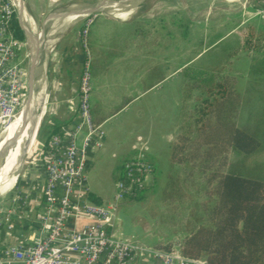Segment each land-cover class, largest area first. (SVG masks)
I'll return each instance as SVG.
<instances>
[{
	"label": "trees",
	"instance_id": "1",
	"mask_svg": "<svg viewBox=\"0 0 264 264\" xmlns=\"http://www.w3.org/2000/svg\"><path fill=\"white\" fill-rule=\"evenodd\" d=\"M10 27L14 36L22 39L16 11ZM221 37L207 42V50L181 70L178 125L161 189V205L170 211L171 227L179 226L181 232L176 243L159 241L154 247L170 252L175 244L183 257L208 264H264V178L244 174L235 166L237 157L261 148L256 130L264 120V34L246 24L239 36L213 45ZM240 52L248 55L247 87L259 102L258 114L249 117H242L244 104L236 88L237 78L223 70L225 61ZM117 110L90 102L92 126L97 127ZM67 122L45 125L44 147ZM138 163L150 167L152 182L160 173L148 157L118 164L114 180L130 185L123 193L124 200H141L148 188L141 178L137 180L136 170L143 167ZM184 190L189 195H182ZM193 194H197L194 199ZM86 195L94 204L103 203L89 190ZM190 198L194 208L191 206L185 218L184 204Z\"/></svg>",
	"mask_w": 264,
	"mask_h": 264
},
{
	"label": "rangeland",
	"instance_id": "2",
	"mask_svg": "<svg viewBox=\"0 0 264 264\" xmlns=\"http://www.w3.org/2000/svg\"><path fill=\"white\" fill-rule=\"evenodd\" d=\"M11 1L14 3L16 9L18 6L17 3L14 0ZM95 1L98 0H21L37 21H44L47 14V18H51L66 8L80 7L83 4H90ZM110 1L117 4H124L128 0ZM259 1L139 0L140 4L130 14V16H138V21L141 22L146 38L154 35L161 37V59L167 53V50H170L171 77L169 81L162 83L151 92L144 94L137 108V119L135 117L136 108H131L101 127L98 133L102 135L106 134L108 139L107 141L103 140L104 143L92 155L94 161L88 171H86V180L93 191L102 195L104 198H111L104 202L108 203L112 200L111 196L116 192V181L113 177V170L116 165L123 160H130L131 158L133 160L147 158L141 153V148L154 151L156 157L154 158V164L156 170L158 172L160 171V173L156 175L154 182H152L151 176H147L144 184L148 188L144 191V197L137 201L121 199L116 206V213L119 209L126 216L121 223L122 227H125L129 231H134L133 236L140 238L139 242L135 241L145 247H147L146 245L153 246L159 241L163 243L169 241L176 243L179 239L177 235L181 232L179 226L171 227L170 211L161 205V189L165 183L166 175L169 172V146L178 125L182 67L193 62L195 54L204 48L207 42L213 41L218 35H222L221 38L223 40H229L235 36H239L246 24L253 25L257 33L264 34V16L257 14L253 10L254 5L256 3L258 4ZM129 2H132V0ZM248 8H252V10ZM16 13L18 15L17 11ZM26 13L28 14L26 16L28 17L27 19L31 22L29 17L30 13ZM11 18L8 31L13 39L21 44L17 52V60L24 73L23 102L15 109L14 119L19 116L28 99L30 66L25 30L22 28L23 26H21L18 16L19 26L22 30V39H17L10 27ZM167 28L171 34L169 45H167L166 41L163 42V38L165 37L166 39L168 35L166 32ZM43 60L44 55L42 60L38 62V72L42 70L40 65ZM44 67L43 71L45 73L41 78L44 79V84L47 86L48 80ZM223 70L233 74L237 78L236 88L244 104L242 117L258 114V97L254 92L249 91L247 87V81L249 79L248 55L245 52H240L232 60L225 61ZM46 89L47 87L43 90V96L41 91L38 93L37 104L41 99L43 106L41 107L31 142L19 168V173L22 172L26 162L28 163L30 161L31 153L39 143L43 142L47 133L45 125L49 123L51 118L45 105L47 101ZM10 124L6 127L7 129ZM135 128H137V132ZM7 129L5 131L0 129V138L1 136L2 138L4 137ZM256 133L261 141V148L249 156L241 155L237 157L235 159V166L244 174L264 178V120L257 125ZM10 157L2 161L1 167L7 165ZM171 175H175V171L172 169ZM2 177L0 176V183H2ZM14 188L16 189V185L0 195L1 215L5 214L4 212L7 206L12 201V196L15 191L13 190ZM182 195H189V192L184 190ZM196 197L197 194H193V199ZM184 206L187 209L183 212V217L188 218L191 206L194 208L191 198L185 201ZM192 212L193 214L195 213L193 210ZM172 251H177L175 244L173 245Z\"/></svg>",
	"mask_w": 264,
	"mask_h": 264
},
{
	"label": "crops",
	"instance_id": "3",
	"mask_svg": "<svg viewBox=\"0 0 264 264\" xmlns=\"http://www.w3.org/2000/svg\"><path fill=\"white\" fill-rule=\"evenodd\" d=\"M129 1L131 0L127 3ZM140 2L108 6L109 10L76 19L73 25H67L72 17L67 19L58 17L57 20L65 19V22L62 25L51 26L46 48L42 52V58L44 55V63H42L48 80L45 86L47 87L45 105L51 118L49 123L59 124L68 121L67 124H70L77 107L78 83L85 64L88 65L90 74V102L106 110L119 108L100 122L91 135L85 149L86 171L93 164L92 155L96 149L104 143L103 140L108 139L106 134L98 133L101 127L131 108H136L137 119V108L144 94L169 81L171 77L170 50H167L161 59V37L154 35L146 38L138 16H130ZM248 9L252 10V8ZM253 10L256 11V8L254 7ZM82 19L86 22L81 21ZM166 32L168 35L166 39L163 38V42L166 41L169 45L171 34L168 28ZM222 40L223 38L217 40L213 45ZM206 50L207 48H202L193 60ZM43 90L44 88L41 89L42 96ZM135 131L137 132V128ZM84 134L83 132L79 136V143ZM43 148V142L39 143L31 153L30 161L26 162L22 172L18 171L15 178L9 180L11 169L3 175L0 191L8 190L15 185L16 189H13L14 197L12 196L5 214H0V255L12 246L30 244L41 236L38 219L43 212L42 186L45 178L41 160ZM140 151L149 159L152 158L155 163L154 151L143 148ZM85 186L87 190L99 196L103 203L111 199L93 191L87 180ZM125 217V214L118 209L113 225L108 227L110 233L121 240L139 242L140 238L133 236L134 231L122 227L121 223ZM96 222L92 217H82L74 224L76 229H82L93 226ZM146 246L159 251L154 245ZM1 261L3 258L0 257ZM3 264L13 263L6 259ZM135 264H159V260L154 254L147 253L143 261Z\"/></svg>",
	"mask_w": 264,
	"mask_h": 264
},
{
	"label": "built area",
	"instance_id": "4",
	"mask_svg": "<svg viewBox=\"0 0 264 264\" xmlns=\"http://www.w3.org/2000/svg\"><path fill=\"white\" fill-rule=\"evenodd\" d=\"M264 16V0L254 5ZM14 3L0 0V129L4 130L23 102V75L17 60L21 44L13 39L8 25ZM78 103L70 124L48 139L42 151L45 178L42 186L43 212L39 216L41 236L30 244H18L0 255L13 264H135L147 253L154 254L159 264H208L202 259H189L178 251H155L136 241L121 240L107 230L116 219V206L130 185L116 183V192L108 203L94 204L87 199L85 149L96 131L90 116L91 84L85 64L78 83ZM14 120V119H13ZM84 136L79 143V136ZM133 164V163H130ZM135 164V163H134ZM137 168V180L144 183L151 176L148 165ZM136 179V178H135ZM92 217L97 222L82 229L75 222Z\"/></svg>",
	"mask_w": 264,
	"mask_h": 264
},
{
	"label": "bare ground",
	"instance_id": "5",
	"mask_svg": "<svg viewBox=\"0 0 264 264\" xmlns=\"http://www.w3.org/2000/svg\"><path fill=\"white\" fill-rule=\"evenodd\" d=\"M16 3L18 2V0H14ZM20 1V0H19ZM106 10H109L108 7H105ZM21 15H22V26L25 30V32H27L30 29V23L29 20L27 19L28 17H26L27 15L24 13L23 10L20 11ZM86 13V7L84 5L80 6V7H69V9H64L62 12H60L59 14L51 17V18H47L43 21V27H51V26H56V25H62V23L65 22V19L69 18L70 16L68 15H81V14H85ZM65 17L68 16L65 19H59L57 20L58 17ZM76 19H78V17H72L71 21H69V23L67 25H73L75 24L74 21H77ZM57 20V21H56ZM64 20V21H63ZM56 21V22H55ZM60 21V22H59ZM47 35H44L41 39V43H44V45L47 43ZM41 67V71L38 72V70L35 72V76L33 79V88H34V92L36 93L35 96L32 95L31 97V101H30V106H27V102L26 105L23 107L22 111L20 112L19 116L17 118H14V120L11 122L12 124H10V126L8 127L7 131L5 132L4 137L0 138V176L5 175L6 173H8V171L11 169V167L13 166L16 156H17V152L20 148V145L22 143V139H26V141H28L31 138L32 132H33V127L31 125V118L33 116V113L36 109L37 106V99H38V93L37 90L41 84V77H43L44 72L43 71V63H41L40 65ZM41 78V79H39ZM44 80V79H43ZM45 85V84H43ZM44 88V86L42 87V89ZM4 129V131L6 130ZM4 134V132H3ZM11 156L8 159V163L6 166L1 167V163L2 161Z\"/></svg>",
	"mask_w": 264,
	"mask_h": 264
},
{
	"label": "water",
	"instance_id": "6",
	"mask_svg": "<svg viewBox=\"0 0 264 264\" xmlns=\"http://www.w3.org/2000/svg\"><path fill=\"white\" fill-rule=\"evenodd\" d=\"M135 2H139V0H132V2H129V3H121V4H117V3H114L110 0H99V1H96L94 3H90V4H83L85 7H86V13L85 14H81V15H68L70 17H78V19H81L83 18L84 16H89L91 14H95V13H103L106 11V8L105 7H108V6H121V5H130V4H134ZM17 7H16V11L18 12V16H19V19H20V23H21V26H22V17H21V10L24 11L25 14H27L26 12H29L30 13V19H31V25H30V29L25 32L26 33V45H27V49H28V56H29V68H30V71H29V91H28V99H27V106H30V101H31V97L32 95L35 96V90L33 88V79H34V76H35V72L38 70V62L40 60H42V52L45 50L46 46L44 45V43H41V39L44 35H47L49 34L50 32V29L51 27H46L44 28L43 27V20L42 21H37L33 18V14L31 13V11L27 8V6H24L23 2H21V0L17 2ZM28 16V14H27ZM68 16H65V17H62V18H67ZM23 28V27H22ZM24 29V28H23ZM48 38V37H47ZM40 71V70H39ZM41 79V78H39ZM41 88H38L37 90V93H39V91H41L42 87L44 86L45 88V85L44 84V81L43 79H41ZM43 106V103L41 102V99H40V102L38 101V104L36 106V109L33 113V116L31 118V125H32V129H33V132H32V135H31V138L26 141V139H22V143L20 145V148L17 152V156H16V159H15V162L13 164V166L11 167V170H10V175H9V180L11 178H15V176L17 175L18 171H19V168L21 166V163H22V160H23V157L29 147V144L31 142V139H32V136H33V133H34V129L37 125V122H38V119H39V115H40V110H41V107ZM6 190L4 191H0V195H2Z\"/></svg>",
	"mask_w": 264,
	"mask_h": 264
}]
</instances>
